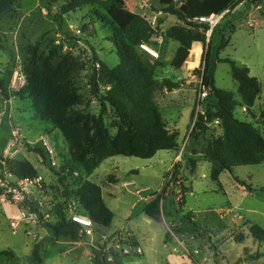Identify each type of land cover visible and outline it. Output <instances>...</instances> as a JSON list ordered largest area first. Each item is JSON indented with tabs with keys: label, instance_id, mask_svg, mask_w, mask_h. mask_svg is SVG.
<instances>
[{
	"label": "rangeland",
	"instance_id": "1",
	"mask_svg": "<svg viewBox=\"0 0 264 264\" xmlns=\"http://www.w3.org/2000/svg\"><path fill=\"white\" fill-rule=\"evenodd\" d=\"M63 1L15 0L12 7L0 15V39L6 47V51H0V79L7 82L9 95V102H6L0 94V113H4L0 146L4 137L10 135V125L19 128L17 159L30 161L38 173L33 185L27 187L29 200L24 205L0 200V249L14 252L11 259L0 257V264H94L93 250L101 251L106 263L119 258L124 264H160L172 254L187 257L190 264H264V244L254 241L248 233L251 224L264 229V162L234 168L232 173L224 171L219 176V183H215L210 178V164L204 149L208 141L221 138L220 124L213 119L207 124L204 136L191 135L199 116L207 109L215 113L207 97L203 101V114H196V103L204 54L207 47L213 49L218 43L217 36L222 34L229 43L219 53V58H229L248 68L249 75L257 79L261 88L252 114L236 109L235 117L251 122L264 136V121L259 119V113L264 109V18L261 16L264 0H257V7L243 0L233 10L211 19L205 45L192 46L193 49L199 45L201 54L199 50L191 52V49L188 61L178 70L170 66L178 44L166 39L164 32L174 25L184 24L162 12L165 7L162 1L165 0H123L124 10H100L115 26L121 27L132 15H138L153 30L147 45L158 55L156 61L162 64L155 69L154 79L158 83L164 79L178 83L172 91L156 87L153 98L166 128L178 132L179 137L174 150L159 151L145 160L121 156L108 158L93 171L87 179L102 189L103 201L113 213V220L106 229L92 225V234L75 242L51 240L42 221L57 222L58 211L66 220L73 216L84 217L73 195L77 188L76 177H86L82 169L75 167L76 157L82 151L69 150L51 123L33 117L30 98L12 97L18 90L14 84L15 75L24 71L33 49L48 56L59 48L60 53L67 55L78 67L72 83V109L80 113L90 132L95 130L100 108L91 93L92 73L95 70L99 74L102 63L109 69L118 64L110 42L111 28L99 20L91 5L63 15L61 23L53 21L52 15H58ZM145 58L155 62L148 56ZM97 83L103 94L108 88L98 76ZM214 83L216 88L232 92L234 99L239 100L237 84L228 64L216 65ZM103 123L101 140L98 139L96 145L117 132L119 123L110 108L103 115ZM41 137H46L55 147L54 165L36 151L41 150ZM84 151L89 154L93 148L86 144ZM189 159L196 161L194 172H191ZM173 171H178L175 179L172 178ZM7 172L6 164H0V175L3 177ZM236 179L244 182L252 192L248 193ZM108 191L112 197L108 196ZM163 191L169 197L173 193L175 202L171 204L167 197L164 198L162 220L157 222L147 218L142 208ZM1 196L0 187V199ZM32 213H35L33 218L29 217ZM185 217L191 219L194 227ZM176 226L180 228L179 232L174 230ZM166 233L171 235L168 243H165ZM238 234L244 235L242 244L234 241ZM135 237L142 256L133 257L138 254V247L129 248L132 241H136ZM36 244L39 245L41 263L32 257ZM172 248H176L177 253H173ZM249 254L260 257L252 259Z\"/></svg>",
	"mask_w": 264,
	"mask_h": 264
},
{
	"label": "trees",
	"instance_id": "2",
	"mask_svg": "<svg viewBox=\"0 0 264 264\" xmlns=\"http://www.w3.org/2000/svg\"><path fill=\"white\" fill-rule=\"evenodd\" d=\"M247 1L252 6H258L257 0ZM14 2L15 0H0V15L8 11ZM162 2L165 6L162 12L176 17L184 24L174 25L164 32L166 39L178 44L170 62V66L178 70L188 61L193 45H205L206 33L210 25L207 22H200L199 19H208L211 16H219L227 10H233L243 0H165ZM89 5L94 7L95 15L99 20L110 26V42L118 58L117 66L109 69L102 63L99 74L94 70L91 76V93L98 100L100 108L95 130L90 132L80 113L72 109L74 103L72 83L78 67L67 55L61 54L59 48L48 56L39 54L36 48L33 49L30 61L22 71L25 76V85L14 91L12 97L30 98L33 117L41 122L51 123L59 131L69 150L77 153L82 151L76 157L75 167L82 169L86 177H76L77 188L73 195L82 208L83 216L88 218L96 228L106 229L111 225L113 213L103 201L101 188L87 178L108 158L121 156L145 160L151 159L159 151L177 148L179 134L166 128L153 93L156 87L172 91L177 88L178 83L169 79L158 83L154 79L155 69L162 64L156 61L157 58L151 57L139 48L141 44H148L153 35V30L145 20L138 15H132L125 25L119 27L100 13V10L109 12L124 10L123 0H64L58 15H52V19L61 23L63 15ZM261 16L264 18V10L261 11ZM217 37L218 43L213 49L207 47L202 60L203 69L200 72L201 88L207 91V100L212 103L215 113L207 109L204 115L197 118L194 132L191 134L193 137L204 136L207 124L213 119L220 124L221 138L208 141L204 149L206 161L210 164V178L215 183H219V176L224 171L232 173L234 168L256 166L264 162V136L251 122L241 121L234 114L236 109H244L248 114H252L254 104L261 93L260 84L256 78L249 75V70L245 66L238 65L229 58H219V53L228 45L229 40H225L222 34ZM193 50H199L201 54L199 45L191 52ZM0 51H6L1 39ZM145 56L154 59L155 62L148 61ZM218 63L229 65L231 77L237 84L239 100L234 99L232 92L215 87L214 73ZM10 75L11 73L8 74L7 80ZM97 76L108 88L103 94L100 93ZM6 84L4 79H0V94L8 102ZM107 108L114 112L119 126L114 136L96 145L95 142L98 139L101 140V132L104 128L103 115ZM259 119L264 121V109L259 113ZM88 137H90L89 141ZM86 144L93 148L89 154L83 152ZM53 149L55 151V147ZM36 151L41 158L47 159L42 148ZM189 162L191 172H194L196 161L189 159ZM6 168L9 174L17 179L34 180L38 177L36 168L28 160H9ZM177 175L178 171H173L172 178L175 179ZM236 182L245 187L248 193L252 192V189L245 186L244 182L237 179ZM173 195L171 193L169 197L164 191L155 195L145 204L142 213L147 218L160 222L163 214L161 210L164 206L163 200L167 197L171 204H174ZM33 210L36 212L35 209ZM184 219L194 227L191 219L188 217ZM42 226L53 241L67 239L75 242L86 238L82 226L66 220L60 211L57 212V222L42 221ZM174 230L179 232L180 228L176 226ZM248 233L254 241L264 244V229L251 224L248 226ZM170 239V233H166L165 243H168ZM234 241L242 244L244 235H235ZM129 247L132 249L137 247L136 241H132ZM38 250L39 245H34L32 257L37 263H41ZM93 256L94 264H124L119 258L106 263L105 255L98 250H93ZM138 256L140 254L133 255V257ZM189 256L196 262L192 255ZM248 256L252 259L260 257L259 254ZM0 257L11 259L14 257V252L0 249Z\"/></svg>",
	"mask_w": 264,
	"mask_h": 264
},
{
	"label": "built area",
	"instance_id": "3",
	"mask_svg": "<svg viewBox=\"0 0 264 264\" xmlns=\"http://www.w3.org/2000/svg\"><path fill=\"white\" fill-rule=\"evenodd\" d=\"M218 17V16H211L208 19L201 18L199 19L200 22H207L209 23L211 19ZM139 48L144 52L148 53L149 55L153 56L154 58H158V55L147 45L141 44ZM15 87L19 90L25 85V76L22 71L20 73H16L14 78ZM207 91L202 89L200 86L198 92V100L196 103V114L199 112L203 114V101L205 97H207ZM244 110V109H242ZM245 111V110H244ZM0 118H3V113H0ZM1 121V120H0ZM19 128L10 125V135L7 140L4 142L2 148H0V164L5 165L6 161L17 159L19 155L18 151V144L21 138ZM40 146L45 152L47 159L51 162L52 165L55 164V151L53 146L49 143V140L46 137L40 138ZM29 185H33V180L28 179H17L7 172L6 174L0 176V187L2 189V196L1 201H8L15 205H24L29 200V193L27 191V187ZM25 216V215H24ZM35 213H32L29 217L33 218ZM73 222L78 223L82 226L83 232L90 236L92 234L91 226L92 222L86 217H71ZM14 226V224H12ZM16 227V226H14ZM130 248V247H129ZM132 249V248H130ZM137 253L140 254V250L137 249Z\"/></svg>",
	"mask_w": 264,
	"mask_h": 264
},
{
	"label": "crops",
	"instance_id": "4",
	"mask_svg": "<svg viewBox=\"0 0 264 264\" xmlns=\"http://www.w3.org/2000/svg\"><path fill=\"white\" fill-rule=\"evenodd\" d=\"M200 56V55H199ZM199 59V57H198ZM198 63V62H197ZM9 102V101H8ZM3 113V112H2ZM3 118H4V113H3ZM3 118H0V126L2 125V120ZM9 126V125H8ZM7 140V138L4 137V140L2 141V144L0 146V148L3 147L4 145V142ZM243 187V186H242ZM102 191V189H101ZM108 196L109 197H112V194L109 193L108 191ZM143 209V208H142ZM230 210H233V209H230ZM229 211V210H228ZM136 238V237H135ZM136 243H137V247L138 249L140 250V256L143 255V252H142V249L140 248L139 246V243H138V239L136 238ZM181 244V243H180ZM181 248H184L183 245L181 244ZM171 251L173 253H177V249L176 248H172ZM250 255V254H249ZM160 264H190L189 260L187 259V257H179V256H174L172 254H169L168 257H165L164 260H162V262ZM234 264V263H233Z\"/></svg>",
	"mask_w": 264,
	"mask_h": 264
},
{
	"label": "water",
	"instance_id": "5",
	"mask_svg": "<svg viewBox=\"0 0 264 264\" xmlns=\"http://www.w3.org/2000/svg\"><path fill=\"white\" fill-rule=\"evenodd\" d=\"M164 15V14H163Z\"/></svg>",
	"mask_w": 264,
	"mask_h": 264
}]
</instances>
